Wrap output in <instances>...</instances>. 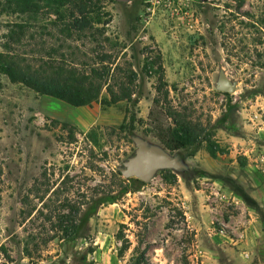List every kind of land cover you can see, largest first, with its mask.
<instances>
[{"label":"rangeland","instance_id":"374dc122","mask_svg":"<svg viewBox=\"0 0 264 264\" xmlns=\"http://www.w3.org/2000/svg\"><path fill=\"white\" fill-rule=\"evenodd\" d=\"M153 1L104 6L107 34L124 47L116 63L137 74L131 102L106 106L103 92L73 107L0 74L1 264H133L141 254L143 264H264V0ZM19 19L0 8V43ZM158 53L167 100L158 75L143 71ZM221 75L232 92L218 90ZM169 104L225 153L210 156L206 143L165 149L148 114L167 127ZM135 139L181 167L123 194ZM65 203L94 207L77 237L58 222Z\"/></svg>","mask_w":264,"mask_h":264},{"label":"trees","instance_id":"16d2710c","mask_svg":"<svg viewBox=\"0 0 264 264\" xmlns=\"http://www.w3.org/2000/svg\"><path fill=\"white\" fill-rule=\"evenodd\" d=\"M106 1L110 0H0L1 12L20 18L9 22L1 37L0 74L37 95L54 98L73 107L90 106L101 99L103 92L107 95V100L103 101L106 106L131 102L137 74L130 67L116 63L124 47L107 34L111 16L105 11ZM160 61L159 53L151 62L146 58L143 71L147 75H158L156 91L167 100V84ZM153 65L157 67L154 70ZM154 104L159 106L160 100L155 99ZM163 116L171 120L167 127L153 110L149 111L148 119L165 149L173 152L206 143L210 156L215 158L225 153L212 140L213 135L171 105L165 108ZM240 166L244 167L245 161H241ZM162 173L167 178L172 176L170 171ZM131 183L143 185L135 178L121 179L119 184L123 194L130 191ZM117 199L111 196L96 200L98 203H114ZM64 206L69 211L66 215H58V222L65 220L68 223L63 231L65 236L77 237L94 207L81 212L68 203ZM127 249L123 246L120 256ZM143 259L141 254L133 264H143Z\"/></svg>","mask_w":264,"mask_h":264},{"label":"water","instance_id":"95a60500","mask_svg":"<svg viewBox=\"0 0 264 264\" xmlns=\"http://www.w3.org/2000/svg\"><path fill=\"white\" fill-rule=\"evenodd\" d=\"M218 90L223 93H230L234 90L233 85L224 75L220 76ZM135 154L123 163L120 171L124 179L135 178L143 183L150 181L157 171L177 170L181 166L176 159L159 147H149L141 139H135Z\"/></svg>","mask_w":264,"mask_h":264},{"label":"built area","instance_id":"2783aa9c","mask_svg":"<svg viewBox=\"0 0 264 264\" xmlns=\"http://www.w3.org/2000/svg\"><path fill=\"white\" fill-rule=\"evenodd\" d=\"M188 1H193V0H154L153 5L154 4H161V3L171 4L172 2H175L177 5H179V4H184L185 2H188Z\"/></svg>","mask_w":264,"mask_h":264}]
</instances>
